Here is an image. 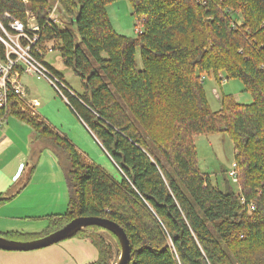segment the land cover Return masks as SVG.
<instances>
[{
	"label": "trees",
	"instance_id": "trees-1",
	"mask_svg": "<svg viewBox=\"0 0 264 264\" xmlns=\"http://www.w3.org/2000/svg\"><path fill=\"white\" fill-rule=\"evenodd\" d=\"M115 1L0 0L1 36L2 28L13 32L14 19L25 25L32 16L36 44L53 41L79 76L83 92L63 81V94L121 177L115 180L10 95L0 117L26 120L64 156L69 201L42 231L0 236L36 240L91 215L124 230L126 264H264V0H128L142 24L135 38L113 28L106 6ZM4 48L0 40V58ZM210 73L218 82L238 78L252 101L223 95L211 110L203 89ZM216 132L232 140L237 193L228 181L224 188L213 184L197 165L195 137ZM89 230L107 231L91 225L74 235H91L98 248V258L86 264H110L111 246Z\"/></svg>",
	"mask_w": 264,
	"mask_h": 264
},
{
	"label": "crops",
	"instance_id": "crops-1",
	"mask_svg": "<svg viewBox=\"0 0 264 264\" xmlns=\"http://www.w3.org/2000/svg\"><path fill=\"white\" fill-rule=\"evenodd\" d=\"M50 66L56 70L52 65ZM56 72L69 86L64 75L58 70ZM20 76L25 88L26 100L38 103L32 107L34 116L43 119L59 134L65 136L83 156L91 160L96 156L92 153H82L81 150L84 130L88 131L102 149L104 156L107 157V160L97 158V164L99 163L115 180L119 181L121 177L113 161L107 156L105 149L88 126L73 112L67 100L63 98L73 118L76 116L75 126L80 129L79 132V129L76 130L62 121L55 122L52 114L57 111L52 112L42 104L43 98H57L54 97L51 89H48V95L39 90V81L47 82L42 76L26 72ZM24 76H26L25 79ZM23 106L27 112L28 108H31V104L30 107L25 104ZM78 133L81 134L77 135ZM62 157L51 143L45 142L33 131L26 120L14 114L3 117L0 123V197L6 192L16 190L24 180L25 184L10 199L0 202V234L13 231L40 232L46 228L48 216L62 214L66 211L69 195L63 172L65 163ZM90 236L89 234L77 235L64 239L68 248H76L74 256L78 264H86L98 258V248ZM84 240L88 242L84 243L81 248L79 242L83 243ZM54 244L27 251L0 249V264H63L62 249H58ZM90 254H93V260L88 262L87 258Z\"/></svg>",
	"mask_w": 264,
	"mask_h": 264
},
{
	"label": "rangeland",
	"instance_id": "rangeland-1",
	"mask_svg": "<svg viewBox=\"0 0 264 264\" xmlns=\"http://www.w3.org/2000/svg\"><path fill=\"white\" fill-rule=\"evenodd\" d=\"M106 11L108 16H110L109 18L111 20L113 28L117 32L130 37H137L135 27L138 25L140 26L139 29H141L142 24L140 18H137V16L133 14L131 4L130 2H128V0H117L115 2L109 3L106 6ZM53 43L54 42L51 40L43 43L41 49L44 55V61L52 65L56 69V71L58 70L64 75L72 91L76 93H82L84 88L79 76L74 74L73 70L63 63L58 49L52 48L51 51H47V48L54 45ZM135 59L138 67H141V60L138 50H136ZM23 78L25 79L26 76H24ZM39 83L40 85L38 87L41 92H43L45 95H48V89H51L54 97H57L55 99L43 98L41 100L42 104L46 105L47 108L50 109V111H57L52 114L53 120H55V122L57 123L62 121L67 125H71L76 130L79 129L77 126H75L76 116H74L73 118V116L71 115V110L65 104V100L63 99V97L59 95L49 83L43 81H39ZM203 89L205 91L206 98L211 110L220 108L221 97L223 95H231L237 101L242 103H249L252 101V95L250 94V92L243 90V84L241 81H239L238 78H224L223 80L218 82V80H216L212 73H210L209 75L206 74L203 77ZM79 131L80 129L78 130V132ZM80 134L81 133H78L77 135ZM81 142L83 144V148H81L82 153H92L96 156L91 160H94L96 163L98 162L97 158L99 157H101L102 160H107V157L104 156L105 154L103 153L102 149L95 142L94 138L89 134L88 131L84 130V137ZM195 147L197 152V165L201 171L207 172L210 175L212 183H217L219 187L224 188V183L228 181L229 187L235 193L239 192L240 190L237 183L233 182L230 179L231 176L229 175V172L234 169V148L232 140L228 137V135L225 132H216L208 135L200 134L199 136L197 135L195 137ZM103 170H105V168H103ZM105 171L109 175H111L107 170ZM93 231L96 237L99 238V240L104 242L105 245L111 246L112 254L109 259L110 264H114L118 259L120 253V246L117 243L116 239L113 235L105 230ZM94 233L92 232V234ZM86 242L88 241L84 240L83 243L79 242L81 248H83V245ZM66 243L67 242L65 241H61L54 244L58 249H62V258L64 259L63 264H78V262L76 261V257L74 256L76 248H68ZM89 256L90 257L87 258L88 262L93 260V254H90Z\"/></svg>",
	"mask_w": 264,
	"mask_h": 264
},
{
	"label": "built area",
	"instance_id": "built-area-1",
	"mask_svg": "<svg viewBox=\"0 0 264 264\" xmlns=\"http://www.w3.org/2000/svg\"><path fill=\"white\" fill-rule=\"evenodd\" d=\"M55 10V7H54ZM34 18L31 16L27 19V23L24 25L18 19H14L10 26L13 32H7L3 28L4 36L0 35V40L4 44L5 56L0 58V107L4 106L10 95L15 96L19 107L22 109L25 105L28 108L29 115L34 116L32 107L38 103L28 102L26 100L25 88L20 81V75L24 72L36 74L42 76L65 100L66 96L63 94V80H61L55 73H53L48 64L43 61V52L40 46L36 44L37 34L39 27ZM140 26L135 28V32H139ZM26 29L30 30L28 33ZM52 47L47 48V51H51ZM24 107L22 110H25ZM3 118H0V123ZM231 180L237 183V171L232 169L229 172ZM241 203H245V199L241 198ZM247 211H253L254 206L252 202L245 205Z\"/></svg>",
	"mask_w": 264,
	"mask_h": 264
},
{
	"label": "water",
	"instance_id": "water-1",
	"mask_svg": "<svg viewBox=\"0 0 264 264\" xmlns=\"http://www.w3.org/2000/svg\"><path fill=\"white\" fill-rule=\"evenodd\" d=\"M91 225L102 227L116 236L120 246V253L114 264H126L129 259L130 245L124 230L110 219L91 215L75 217L62 227L36 240L21 242L0 236V249L27 251L47 247L62 240L64 241V239L74 236L79 230Z\"/></svg>",
	"mask_w": 264,
	"mask_h": 264
}]
</instances>
